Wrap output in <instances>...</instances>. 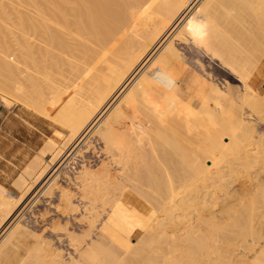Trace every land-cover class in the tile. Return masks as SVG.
I'll use <instances>...</instances> for the list:
<instances>
[{"label":"bare ground","instance_id":"6f19581e","mask_svg":"<svg viewBox=\"0 0 264 264\" xmlns=\"http://www.w3.org/2000/svg\"><path fill=\"white\" fill-rule=\"evenodd\" d=\"M25 1L26 9L0 0V91L18 90L19 80L53 84L50 74L59 57L75 55V91L48 96L46 105H56L55 116L67 122V141L94 136L106 158L92 168L84 154L74 179L68 174L74 189L59 184V172L44 184L46 195L57 185L59 208L83 210L80 218L87 229L82 235L64 228L74 253L65 254L16 219L0 239V264H135V247L161 244L167 245V254L149 251L144 254L149 264H161L164 257L162 264H213L209 248L221 242L228 226L252 237L253 252L245 260L228 252L226 264H264V228L261 233L255 229L253 210L264 201V185L250 191L254 196L248 201L247 193H236L240 207L230 202L226 210L232 222L220 221L214 212L216 190L231 192L225 168L231 173L235 164L248 173L251 167L264 169V128L257 130V122L264 121V0ZM187 43L220 62L222 82L200 58V70L189 64L181 47ZM59 144L50 139L47 149ZM46 171L40 155L24 173L37 183ZM251 177L256 179L257 171ZM5 189L0 184V230L23 200L11 199ZM130 211L136 213L134 226L144 232L136 235L138 240L127 224L124 229L122 217ZM183 220V232L169 235L165 225ZM58 223L52 231L62 228ZM31 236L35 242L28 246Z\"/></svg>","mask_w":264,"mask_h":264},{"label":"rangeland","instance_id":"374dc122","mask_svg":"<svg viewBox=\"0 0 264 264\" xmlns=\"http://www.w3.org/2000/svg\"><path fill=\"white\" fill-rule=\"evenodd\" d=\"M6 1H10V0H6ZM24 1L25 0H13V2L16 4L17 7H18V4H19V6L24 5L22 7H24V9H26L29 5H27V4L25 5V3H27V2L26 1L24 2ZM22 7H20V9H23ZM181 45H182L181 47H182L183 52H185L186 59L189 61V64H191L192 66H194L195 68L200 70V67L196 62L197 58H200V60L206 65V68H205L206 71H208V72L210 71L211 75H213L217 81L222 82L224 80V78H225L224 71L222 70V68H221L222 65L220 64V62L218 60H216V59L213 60L211 57L204 55L202 52L200 53L192 43L181 44ZM72 55L69 53V54H64V55L59 57L57 68L55 66V69L54 70L52 69L53 70L52 75L50 74V76L54 79L53 84L48 83V81H47V83H44L45 81L44 82L42 81V85H40L41 86L40 87L39 85H36V84L34 85L31 83L28 84V82L27 83L21 82L24 80H19V82L17 83V86L19 84V86L22 85V87H20L18 90H8V89L3 87L2 91H0V184L4 189L5 188L7 189V191L11 195V199L12 198L14 200H17L18 198L19 199L21 198L20 200L23 199L20 203H18L19 205L17 206V208L14 211V215L12 216L13 218H11L8 221V223L6 224L7 226L5 225V227H3L2 230H0V239L2 240L6 236L5 234L7 233V231H5V230H8L7 227H8V225H10L11 222L13 223L12 225L14 226L18 220H21V222L22 223L24 222L26 226L28 225L27 227L30 228L31 230H34V231L36 230V232L42 233V236H45L44 238H46V239L48 238V240H51V242L54 246L62 249L63 252L67 255L70 252L74 253V250L72 247L70 248V245L68 244L69 242L67 241L68 239H67V235H66L67 230L64 228H65V226H67L70 230H73V228H74V230H75V232H77V234L80 233L79 235H82L81 232L87 229V225H86L87 223L85 222V220H82L80 218V217H83L81 215L82 214L81 211H83V210L80 207L81 210H79V211L71 212L70 210H68V211L66 210L67 213H65L66 211L63 210L65 207L62 208L63 202L60 198L59 189L57 188V185H56V187L54 186L55 189L53 188L54 190L52 191L51 194L47 193V195H46V192L43 189H45L47 187V185L45 186L44 184L47 181H49L48 182V184H49L54 179V177L57 175V173L59 172L60 173V175L58 177L59 184L61 183L62 184L61 186L67 185L68 187L74 189V186H75L74 180H72L73 183H71L72 181H70V179H68V178L71 177V179H74L75 175L79 172V170L81 169V165L84 162L83 158H81L82 156H84V154L86 155V159L88 158V160L90 161V163H88V166L91 164V162H93L90 165V167H92V168L99 167L100 166L99 164L102 163V160L104 159V161H105V158H106V155L104 154V152H102L100 150V147L102 145L100 144L99 141L96 140V138L94 136L90 137L88 140H87L88 136H86L87 138L81 137L79 140L73 139V141H71V140L67 141L66 139L69 136V127L67 126V122L61 120L62 121V123H61V121L55 116L54 111H55L56 105L53 106L52 109L46 105L47 104L46 101L48 102V100L46 98H48V96H52V95H55L57 93H61V95H67L68 93L75 91V81H74L75 80V72H74L75 70L73 68V60L75 61V58L73 59ZM73 56L76 57L75 55H73ZM11 58H13V56ZM193 59H195V60H193ZM52 70H49V73H51L50 71H52ZM260 86H261V89L264 90V85L262 82L260 83ZM1 88H2V86L0 85V90H1ZM35 93L37 96H39V98H37L35 96ZM123 95H124V93H123ZM3 97H7L10 100L9 104H7L5 102ZM257 123H258L257 124V130L262 131L264 128V121H259ZM54 138L60 144L56 150L55 149L48 150L47 144H48L50 139H54ZM84 139H85V141L87 140V142H84ZM87 143L89 144V146L90 145L91 146L88 147ZM79 145H81V147ZM60 146H61V148H60ZM94 147H96L95 151H98V152H94V150H93ZM80 148H82V149H80ZM85 148H86V150H85ZM59 149H61V153L54 158L55 153ZM77 151H78V154H77ZM43 152H45V154H42ZM79 154H82V155H79ZM37 155L38 156L41 155V157H43V164L46 166L47 171H46L45 175L40 179V181H38L37 183H33L30 175L24 173V171H26L28 169V167L31 166L32 162H34V160L38 157ZM100 157L103 159L101 160ZM74 158H75V160H74ZM96 161L98 162V164ZM237 166L238 165L235 164L234 168H236V169H232L234 171L236 170L235 173H234V171H232V173H231L230 172L231 170L228 171V170H226V168L224 171V173L226 175L225 179L230 180V184H229V187H230L229 190H231L230 194H229V192H227V189H224V190L217 189L215 192V197H216V200H218V201H217V204L214 205V212L216 211L215 213L219 215V220L221 219L222 222H224L226 224H228L229 222H232V219H231L232 216L226 212L228 205H230L231 203L232 204L236 203L233 206V208L236 209V208L240 207V203H239L240 201H238L239 197H238V194H236V193H239V191H240V193H239L240 195L241 194L243 195L245 193H247V195H248V194H250V191L252 193L254 191V189L257 188L258 184L264 185V169H260L258 166L254 167V168L251 167L249 170H251V169L252 170H251V172L249 171V173H248L247 171H243V170H245L244 167L241 166V169H242L241 170ZM256 171H257V177L255 179V178L251 177V174L254 175L256 173ZM228 173L230 176L228 175ZM68 174L70 177L68 176ZM22 175L24 176V180L22 181L23 184H22V182H19V177ZM237 175H238V177H240L239 179H238V177H236ZM62 176H64V177H62ZM25 178H26V180H25ZM29 183H31V187H33V188H31L28 193L24 194L25 187ZM70 184H72V185H70ZM254 186H256V187H254ZM209 189L210 190L215 189V187L211 186V187H209ZM256 193L259 194V193H261V191L258 189ZM247 195H245L246 197L243 195L247 201L249 200V198L252 199L253 198L252 196H254V194H252V195L250 194L249 195L250 197ZM217 196L219 198H217ZM236 196H237V198H236ZM258 197H260V196H257V198ZM235 199H237L236 200L237 202L235 201ZM76 201H77V203L79 201L81 202V200L78 198H75V202ZM81 204L83 205V202ZM81 204H80V206H81ZM59 205L62 207L59 208ZM225 205H227V206H225ZM255 208H259V209H253L254 213H256V214L253 213L255 216L254 218H255V223H256L255 229L258 230L259 233H261L263 231V228H264V201L258 202L256 204ZM260 208H261V211H260ZM221 209H225L224 210L225 212H223ZM40 212H42V213H40ZM62 212L65 214H63ZM105 212L107 213V211H105ZM105 212H102V213L105 214ZM43 213H45V214H43ZM128 213H130V214H128ZM134 213H133V211L127 212V213L123 214L122 218H123V224L125 226L124 229L127 228V226H126V224H127L128 229L131 230V232L129 231V234H131V236L133 238L138 240L136 235L144 234V232H140L138 230V227L134 226L135 225L134 222L137 221L136 220L137 219L136 213L135 214ZM247 213H244L245 218H246V216L248 218ZM196 214L197 213H195L194 216H196ZM261 214H262V216H261ZM41 215H43L44 217ZM223 216H224V218H223ZM229 216H230V219H229ZM21 217H24V218L21 219ZM133 217H135V219ZM195 218H193V220H192L193 222H194ZM226 218L229 219L230 221H228ZM16 219H17V221H16ZM125 220H126V222H124ZM184 220L186 221V219H184ZM0 221H1V218H0ZM54 221H55V223L59 222L58 224H61L62 228L60 230L59 229L58 230L53 229L55 231H52L51 226L54 223ZM70 221H71V223H70ZM185 221H184V223L183 222H177V223H173V222L171 223L170 222L169 224H166L165 228L169 232V235H171V234L172 235L173 234L178 235L181 232H183L182 228H184V226L187 225V223ZM77 224L80 226H78ZM123 224L120 225L121 228H123ZM44 225H47V228H46V226L44 227ZM48 226L50 228H48ZM43 229H47V230L42 232ZM82 229H84V230H82ZM257 233H255V235ZM220 234H221V232H220ZM1 236H2V238H1ZM253 236H254V234H253ZM222 237H223V239H222ZM30 238L27 239V238L23 237V239L28 240V244L25 240H23V242L24 243L26 242L25 244L28 246L35 242V239L32 236ZM220 239H221L220 243H218V244L216 243L215 245L213 244L214 246L212 245V247L209 248V250L211 251V254H212L210 256H212L211 258H213L212 259L213 264L214 263L215 264H226V258L228 257L226 253H228V252L232 253L233 255L235 253L236 254L239 253L238 258L239 259L241 258V260H245L247 257L251 256V254L253 252L252 249H249L252 246V242H251L252 237L250 235L248 236L246 234L245 230H243V228H241V227L228 226L224 230V232L222 231V234L220 235ZM220 244H222V245H220ZM216 245L220 246L219 249L218 248L216 249ZM140 247H142V248H140ZM258 247H259V245H258ZM135 248L133 250V252H134V263L135 264H149L148 261L145 259L146 256L144 254H146V253L151 252L152 254H156V255L158 253V256L160 254H161L160 256H164V254L165 255L167 254V245L166 244H161L159 246H156V248H150V247L146 248L144 245H139V246H137L136 249ZM211 248H212V250H211ZM141 249L144 251H142ZM230 249H232V250L230 251ZM248 249L250 250L251 253H249V251H247ZM21 250L24 251V248H22ZM135 251L136 252L139 251V252L135 253ZM135 255H137V256H135ZM164 258L159 259L161 261V264L164 262ZM201 261L198 263L202 264V263L206 262L204 264H208L207 261H204V262H203V260H201ZM198 263H196V264H198Z\"/></svg>","mask_w":264,"mask_h":264}]
</instances>
